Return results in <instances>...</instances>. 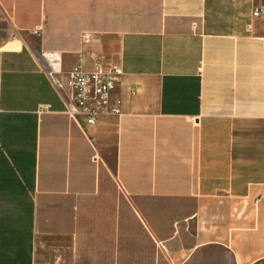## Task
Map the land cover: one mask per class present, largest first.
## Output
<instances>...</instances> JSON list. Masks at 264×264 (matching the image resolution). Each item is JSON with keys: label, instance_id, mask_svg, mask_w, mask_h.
Masks as SVG:
<instances>
[{"label": "crops", "instance_id": "0c3cea01", "mask_svg": "<svg viewBox=\"0 0 264 264\" xmlns=\"http://www.w3.org/2000/svg\"><path fill=\"white\" fill-rule=\"evenodd\" d=\"M262 7L0 0V264H264ZM47 52L120 65L121 114L76 122Z\"/></svg>", "mask_w": 264, "mask_h": 264}, {"label": "built area", "instance_id": "2783aa9c", "mask_svg": "<svg viewBox=\"0 0 264 264\" xmlns=\"http://www.w3.org/2000/svg\"><path fill=\"white\" fill-rule=\"evenodd\" d=\"M263 13L264 7L256 9L253 15L258 17ZM251 28L249 24L248 29ZM83 39L92 38L85 33ZM42 60L54 87L65 94V112L80 125L95 124L102 117L121 114V100L114 96L123 75L120 65L97 64L92 70L79 65L65 74L59 52L43 53ZM199 72L202 73V67ZM158 245L163 247L161 242Z\"/></svg>", "mask_w": 264, "mask_h": 264}, {"label": "rangeland", "instance_id": "374dc122", "mask_svg": "<svg viewBox=\"0 0 264 264\" xmlns=\"http://www.w3.org/2000/svg\"><path fill=\"white\" fill-rule=\"evenodd\" d=\"M16 36H19L18 32L0 10V45L11 41Z\"/></svg>", "mask_w": 264, "mask_h": 264}]
</instances>
